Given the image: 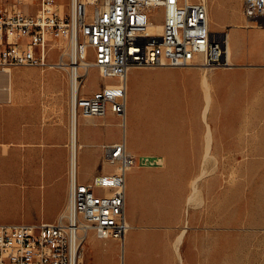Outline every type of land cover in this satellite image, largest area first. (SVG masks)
Wrapping results in <instances>:
<instances>
[{
	"label": "built area",
	"instance_id": "2783aa9c",
	"mask_svg": "<svg viewBox=\"0 0 264 264\" xmlns=\"http://www.w3.org/2000/svg\"><path fill=\"white\" fill-rule=\"evenodd\" d=\"M9 1L0 3V71L15 66L67 69L71 133L80 116L112 113L125 125L127 80L133 68L232 66L229 30H211L204 0H68L66 11L58 0ZM29 1L36 2L37 12L21 9ZM156 9L162 23L151 18ZM242 11L248 24L264 28V0H244ZM155 24L161 25L160 33L152 31ZM85 60L84 67L73 68ZM93 68L115 82L86 96L81 89ZM102 148L103 160L113 169L81 182L71 161L68 205L56 222L0 224V264H83L90 231L99 239L124 244L129 229L126 174L138 159L127 150L125 139ZM139 163L159 164V159L142 157Z\"/></svg>",
	"mask_w": 264,
	"mask_h": 264
},
{
	"label": "crops",
	"instance_id": "0c3cea01",
	"mask_svg": "<svg viewBox=\"0 0 264 264\" xmlns=\"http://www.w3.org/2000/svg\"><path fill=\"white\" fill-rule=\"evenodd\" d=\"M248 31L264 32V28H254ZM238 50L235 56L240 57L242 54L238 55ZM57 58L56 54L51 57L52 60ZM250 61L254 64L245 66L246 71L239 69L233 73L235 78L231 83V90L226 92L224 89L228 85L225 81H220V71H213L209 74L204 67L187 68L192 71L194 84L198 86L200 93L203 77L205 74L208 77L212 94L208 117L238 118V124H236L237 119L233 118L232 129L228 131L234 137L232 144L246 140L250 148L247 152L256 153L261 142L264 148V73L262 71L264 65H258L259 60ZM25 67L41 69L36 66H15L11 69L12 71L22 70L25 73L28 70ZM137 69L171 71L178 68H133L129 74ZM42 70L44 73L36 81H26L21 76L15 82L12 77V89L9 90L8 95L4 96L0 93V192H13L39 200L33 214L35 219L28 222L16 220L5 224L56 222L66 212L68 205L72 160L70 109L69 117L66 111L67 90L70 93V77L67 69L46 68ZM93 70L98 72L96 68ZM103 86L97 87L86 96L94 95ZM49 96L57 107L51 109L50 113L47 109ZM201 98L203 102L202 94ZM80 119L84 124L96 126L103 125L105 121L104 117H78L79 151L87 149L85 152L92 159L90 176L80 180L76 172L81 182H90L96 175L105 173L101 171L99 165L101 161H104L103 145L117 143L124 139L127 150L137 159H140L141 155L153 157L145 155L154 154L164 155L166 160L163 165L159 158L157 166L163 165L164 167L161 168H142L138 166L140 163H137L129 169L126 174V218L129 229L124 244L121 245L115 239H99L90 231L85 241L91 240L94 250L91 249L90 254V249H87L86 244L84 245L83 264H86L88 253L92 255L91 264H104L106 258L101 252L104 246L115 247L120 259L116 261L113 257L112 260L117 264H122V252L125 251L127 238L132 264H185L188 234L191 230L189 219L191 205L188 204L193 181L191 155L197 152L204 154V132L201 133L198 141L192 140L191 137L187 138L186 132L182 130V132H172L160 138L156 145L153 141L157 140H151L148 141L149 146H145L144 140L140 138L139 146L134 147L127 142L126 124L123 125L121 122L122 139L106 140V133L102 129L80 131ZM182 122L184 126L185 118ZM225 134L224 130L213 126L212 153L224 152L221 148L224 145ZM170 154L188 155V163L185 162L183 167H177L176 163L167 156ZM216 168L211 172H215V178L211 184L216 189L212 200V211L214 210V216L218 217L219 209L223 206L221 198L224 191L222 177ZM132 172L136 174L134 177H132ZM128 174H131L129 179ZM171 179L174 182L172 186L169 185ZM170 196L175 202L173 211L168 209ZM134 231L137 232L133 234ZM183 231L179 251H176L177 241ZM177 254L181 256V260Z\"/></svg>",
	"mask_w": 264,
	"mask_h": 264
},
{
	"label": "rangeland",
	"instance_id": "374dc122",
	"mask_svg": "<svg viewBox=\"0 0 264 264\" xmlns=\"http://www.w3.org/2000/svg\"><path fill=\"white\" fill-rule=\"evenodd\" d=\"M3 1L0 0V3ZM13 1L15 0H10L9 3ZM58 1L61 4L62 11H66L68 0ZM206 2L209 6L211 30L228 29L231 34L234 48V55L231 56L232 63H234L231 66L232 68L206 69L209 74L213 71L221 72L220 81H225V84L228 85L224 89L226 92L229 89L231 90V83L235 78L233 73L239 71V69L245 70V66L248 67L254 64L250 60H259L258 65H264V32L248 31L259 28L252 27V24H248L246 21L242 11L244 0H206ZM20 7L29 14L34 13L38 8L34 1L22 2ZM151 18L154 23H162L163 21L162 13L158 9L152 11ZM232 24H239L244 27L233 28L231 27ZM237 49H239L238 55L239 53L242 54L240 57L235 56ZM89 58H92V56H89ZM25 68L28 69L25 73L22 70L13 71L12 77L15 82L21 76L26 81H36L44 73V70L39 68ZM262 71L264 73V70ZM192 76V71L187 67L171 71L137 69L129 74L125 126L127 142L130 146L138 147L141 138L144 140L143 144L145 146H149L148 141L151 140H157L156 142L153 141L156 145L159 143L160 138L172 132H182V130L186 132L187 138L191 137L192 140L197 141L201 133L204 132L205 140L208 142V122L211 126V146L213 147V126L224 130L226 134L223 148H221L224 150L223 153L215 154L210 150L212 157L208 155V158L199 152L191 155L193 179L198 174V177H200L197 196L199 200H202L201 204L200 201H197L198 205H192L189 203L188 198V203L191 205L189 214L191 230L188 234L185 264H264V148L262 142L256 153L247 152L250 148H248L246 140L232 144L234 137L228 131L232 129L233 118L237 119L236 124H238L239 119L236 117H208L209 106L212 102L211 85L207 79L208 77H206V83L202 80L200 93V89L195 86ZM12 77L9 79L8 74L5 72L0 73V93L4 96H7L9 90L12 89ZM113 81L112 79H103L97 71L91 69L86 81L83 83L82 94L89 95L97 87ZM59 83L62 86V83ZM201 94L203 95V102ZM67 96L66 112L69 117L70 93L68 90ZM55 107V103L52 102L51 96H49L47 102L49 113ZM55 112L57 111L55 110ZM205 116L206 120H204ZM183 118H185L184 126ZM104 121L103 125L96 126L84 124L80 119L79 129L80 131H90L99 128L106 133V140L122 139V118L109 113L104 117ZM207 142L205 143V150H207ZM85 151L80 150L78 155V176L80 180L87 178L92 173V159ZM145 156H153L151 159L160 158V161L165 165L164 155L147 154ZM167 156L176 163L177 167H183L185 162L188 163V155L170 154ZM142 157L144 155L139 156V158ZM137 162L139 163L140 159ZM99 165L102 172L113 169V166L105 161H101ZM163 165L147 164L143 166L139 164L138 166L154 169L161 168ZM215 168L222 177L224 191L221 198L223 206L219 209L218 217H215V211H212V200L216 194V189L211 184L214 181L215 172H211ZM132 173V177H134L136 174L135 172ZM205 173L211 174H206V176ZM130 176L131 174H128V179ZM204 176L206 177L201 180ZM173 184L174 182L171 179L169 185L172 186ZM170 197L168 209L173 211L175 202L172 200V196ZM38 201L37 198L24 197L13 192H0V223L4 224L16 220L28 222L35 219L33 214L39 204ZM135 232L137 231H134L133 234ZM85 244L87 249H90L91 254V249L94 247L91 240L85 241ZM128 246L129 239L127 238L125 251L122 252L121 260L123 264H132ZM101 252L106 258L104 264H117L116 261L120 259L115 247L104 246ZM90 254H87L86 264H91L92 255ZM113 257L116 258V261L112 260Z\"/></svg>",
	"mask_w": 264,
	"mask_h": 264
},
{
	"label": "bare ground",
	"instance_id": "6f19581e",
	"mask_svg": "<svg viewBox=\"0 0 264 264\" xmlns=\"http://www.w3.org/2000/svg\"><path fill=\"white\" fill-rule=\"evenodd\" d=\"M204 1H206V0H204ZM229 26V25H228ZM231 27H233V28H243L244 26L243 25H239V24H232L231 25ZM151 29H152V31H154V32H156V33H160V31H161V25L160 24H155V25H152L151 26ZM228 39H229V45H228V50H229V60H230V62H231V65H234V63H232V59H231V56L232 55H234V48H233V46H232V39H231V34H230V30H229V32H228ZM88 63V60H85V61H82V63H79V65L77 64V65H73V68H77L78 70H79V68L80 67H84L86 64ZM75 66V67H74ZM2 72H6V74H8V78L10 79L11 77H12V73H13V71H12V69L11 68H9V69H6V70H4V71H2ZM7 76V75H6ZM206 77L207 76H204L203 77V82L204 83H206ZM208 79V78H207ZM205 85H207V84H205ZM205 85H202L203 87H205ZM202 87V88H203ZM211 87V86H210ZM205 88H207V87H205ZM209 94V93H208ZM210 96V95H209ZM212 99V98H211ZM211 101V100H210ZM207 102H208V100H207ZM210 104V103H209ZM210 107V106H209ZM204 110H205V108H204ZM207 110V109H206ZM204 114H205V111H204ZM203 115V114H202ZM204 120H206V116L204 117ZM126 124V123H125ZM207 126H208V142L205 140V143L207 142V150H205L206 151V153H204V157H207L208 158V155H210V150H212L211 149V126H210V123H208L207 122ZM207 132V131H206ZM206 145V144H205ZM78 155H79V141H78V127H77V123H75L74 121H73V127H72V133H71V160H72V167H73V169H74V172L76 173H78ZM211 156V155H210ZM209 156V157H210ZM203 157V158H204ZM212 157V156H211ZM211 157H210V159H211ZM205 159V158H204ZM210 159H208V160H210ZM214 159H216L215 157H214ZM207 160V159H206ZM205 160V162H207ZM215 162V161H214ZM206 164V163H205ZM214 165V164H213ZM206 171V170H205ZM202 173V172H201ZM200 173V174H201ZM204 173V172H203ZM207 173H205V175H206ZM202 175V174H201ZM203 176V175H202ZM201 176V177H202ZM199 179H200V177H196L195 179H193V181H192V188H193V193H192V195L190 196V198H189V203L190 204H192V205H196L197 203V201H200V204H201V200L202 199H198L199 197L197 196V193H198V190H199V186H198V181H199ZM200 196V195H199ZM202 198V197H201ZM188 203V204H189ZM198 205V204H197ZM183 230H185V229H183ZM183 234H184V231H183V233L181 234V236L179 237V239H178V241H177V244H176V251H179V244L181 243V238L183 237ZM178 253H180V252H178ZM178 256H179V254H177ZM182 255V254H181ZM180 257V260H181V256H179ZM123 264V263H122Z\"/></svg>",
	"mask_w": 264,
	"mask_h": 264
}]
</instances>
